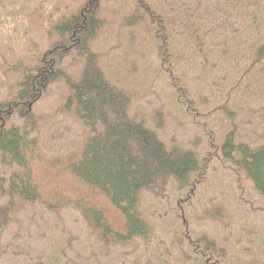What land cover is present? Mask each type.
Listing matches in <instances>:
<instances>
[{
    "label": "trees",
    "instance_id": "16d2710c",
    "mask_svg": "<svg viewBox=\"0 0 264 264\" xmlns=\"http://www.w3.org/2000/svg\"><path fill=\"white\" fill-rule=\"evenodd\" d=\"M0 264H264V0H0Z\"/></svg>",
    "mask_w": 264,
    "mask_h": 264
}]
</instances>
